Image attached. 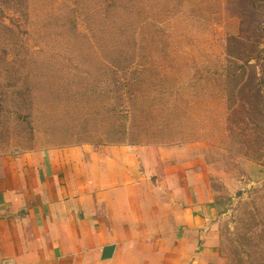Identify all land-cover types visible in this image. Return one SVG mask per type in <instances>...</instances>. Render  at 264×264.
I'll return each instance as SVG.
<instances>
[{
    "label": "rangeland",
    "instance_id": "rangeland-1",
    "mask_svg": "<svg viewBox=\"0 0 264 264\" xmlns=\"http://www.w3.org/2000/svg\"><path fill=\"white\" fill-rule=\"evenodd\" d=\"M115 131L188 146L223 263L264 264V0H0V156Z\"/></svg>",
    "mask_w": 264,
    "mask_h": 264
},
{
    "label": "crops",
    "instance_id": "crops-1",
    "mask_svg": "<svg viewBox=\"0 0 264 264\" xmlns=\"http://www.w3.org/2000/svg\"><path fill=\"white\" fill-rule=\"evenodd\" d=\"M199 162L188 146L0 156V264H224Z\"/></svg>",
    "mask_w": 264,
    "mask_h": 264
},
{
    "label": "trees",
    "instance_id": "trees-1",
    "mask_svg": "<svg viewBox=\"0 0 264 264\" xmlns=\"http://www.w3.org/2000/svg\"><path fill=\"white\" fill-rule=\"evenodd\" d=\"M253 8H254V5H253ZM254 10H255V12H257V10L254 8ZM257 14V13H256ZM122 73H120L119 71H112V75L114 76V78H116V79H118V80H122L123 78L124 79H126L127 78V75H128V71H121ZM145 71H142V72H140L139 74H137V73H135V72H133L132 73V76L134 75V76H141L142 78H146L144 75L146 74V73H144ZM123 77V78H122ZM121 87V86H120ZM120 90H122V88L120 89ZM117 92V91H116ZM118 93V96H120V98L122 99V97H124V95H123V93H121V91L120 92H117ZM118 96H116V97H118ZM119 98V99H120ZM129 100H131V99H129ZM132 100L135 102V101H137L138 100V98L137 97H135V98H132ZM136 103V102H135ZM136 116H137V119H136V123H141V119L139 120V113H134ZM140 126V125H139ZM139 126H137V128H140ZM111 137H108L109 138V140H110V145L109 146H129V147H134L136 144H131V143H125V142H123V139H124V141L126 140V138H128V139H131V135H129L128 133H126V132H118V131H115V132H112L111 134ZM134 138V137H133Z\"/></svg>",
    "mask_w": 264,
    "mask_h": 264
}]
</instances>
